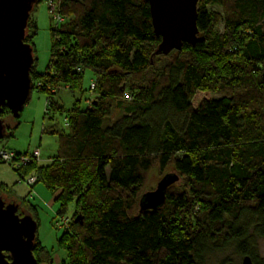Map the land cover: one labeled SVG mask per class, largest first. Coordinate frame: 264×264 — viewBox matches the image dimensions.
<instances>
[{"label":"trees","instance_id":"1","mask_svg":"<svg viewBox=\"0 0 264 264\" xmlns=\"http://www.w3.org/2000/svg\"><path fill=\"white\" fill-rule=\"evenodd\" d=\"M54 1L65 20L50 29L44 72L35 67L37 26L27 19L31 91L45 94L46 114L61 110L60 84L81 90L89 69L94 97L68 111V133L58 134L47 164L17 165L30 154L13 151L0 162L20 180L34 175L31 188L41 181L59 189L55 220L75 201L57 239L66 251L61 264H205L230 245L264 264L254 247L264 238V0H198L196 42L167 54L157 52L146 0ZM19 114L1 106V138L10 128L5 117ZM153 169L177 179L161 206L141 209ZM0 197L36 221L1 185ZM33 254L37 264H53L37 235Z\"/></svg>","mask_w":264,"mask_h":264},{"label":"rangeland","instance_id":"2","mask_svg":"<svg viewBox=\"0 0 264 264\" xmlns=\"http://www.w3.org/2000/svg\"><path fill=\"white\" fill-rule=\"evenodd\" d=\"M49 0H39L33 7L30 17L37 26V34L33 38L36 62L35 67L39 72H44L49 65L51 36L50 29L54 27L52 15L49 11ZM208 9H220L217 5H208ZM215 31H222V24L215 27ZM95 80L93 72L89 69L83 70L81 90L70 91L66 84H60L54 101L61 110L50 108L45 113L46 96L37 88H33L29 99L24 104L20 114L16 118L6 116L5 121L10 128L8 135L0 138V147L20 154H31L35 149L39 151L37 157L38 164H47L56 155L58 149V134L68 133L66 115L75 103L80 108L89 105V99L94 94L89 90L91 82ZM79 100V102H78ZM16 125V127H14ZM14 127V128H13ZM26 175L24 180H20L17 172L6 162H0V185L6 192L13 195V198L23 203L30 211L35 213L37 221L36 235L39 243L52 253L53 264H61L66 258V251L58 247L57 239L64 225L55 224V215L59 208V203L55 197L59 189L51 190L43 182H37L32 188L28 184ZM161 179L156 169L149 174L145 191L156 188ZM75 206V201L67 204V211L64 216L70 218ZM21 210H19L20 212ZM27 214L25 210L22 211ZM258 257L264 259V238H257L254 244ZM229 259L234 264H240L239 256L233 246H228L223 250L211 252L206 256L205 264H223Z\"/></svg>","mask_w":264,"mask_h":264},{"label":"water","instance_id":"3","mask_svg":"<svg viewBox=\"0 0 264 264\" xmlns=\"http://www.w3.org/2000/svg\"><path fill=\"white\" fill-rule=\"evenodd\" d=\"M146 1L154 33L160 36L157 52L167 54L172 49H180L183 42L191 45L196 42L198 0ZM34 2L0 0V112L5 104L13 116L22 110L31 91L29 72L33 61L32 49L23 38ZM262 77L264 80V68ZM4 130L0 119V138ZM176 179V175L163 177L155 189L144 192L140 208L161 206L165 201L167 186ZM17 210V203H5L0 197V264H37L33 254L36 221L29 214L19 216ZM240 264L253 262L249 255H244Z\"/></svg>","mask_w":264,"mask_h":264},{"label":"built area","instance_id":"4","mask_svg":"<svg viewBox=\"0 0 264 264\" xmlns=\"http://www.w3.org/2000/svg\"><path fill=\"white\" fill-rule=\"evenodd\" d=\"M49 11L52 15V20L54 23V26L57 27L58 25H60L61 23L64 22L65 18L59 13L58 10V5L57 2L54 0H49ZM94 86V81L91 82L90 87L93 88ZM16 157L15 153H13L12 151H8L4 148H0V158L4 161H11ZM39 157V151L37 149H35L30 155H26V156H20L18 159V162L16 163L17 165L20 163H25L28 162L30 159L33 158H37ZM36 180V177L34 175L30 176L27 178V183L28 184H32L34 183ZM68 222V217L66 216H62L60 217L57 221H55V224L57 223V225H61V226H66Z\"/></svg>","mask_w":264,"mask_h":264}]
</instances>
